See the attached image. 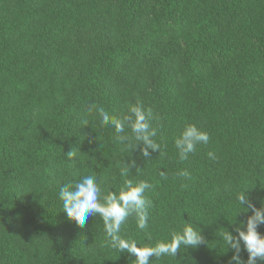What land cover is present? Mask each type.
Segmentation results:
<instances>
[{"label": "trees", "instance_id": "16d2710c", "mask_svg": "<svg viewBox=\"0 0 264 264\" xmlns=\"http://www.w3.org/2000/svg\"><path fill=\"white\" fill-rule=\"evenodd\" d=\"M137 101L164 157L130 150L115 139L130 129L85 111L116 120ZM187 124L210 139L181 161L174 139ZM85 176L102 194L125 179L153 186L147 227L129 217L119 231L138 247L185 223L205 240L150 264H235L221 233L252 215L236 195L264 206V0H0V264H134L107 245L99 216L82 230L62 211L61 186Z\"/></svg>", "mask_w": 264, "mask_h": 264}, {"label": "clouds", "instance_id": "9594fccd", "mask_svg": "<svg viewBox=\"0 0 264 264\" xmlns=\"http://www.w3.org/2000/svg\"><path fill=\"white\" fill-rule=\"evenodd\" d=\"M85 111L88 115L97 114L100 117L101 126L110 127L117 134L124 132L126 127L130 129V136L116 135L115 139L120 143L127 141L130 150H135L138 145L142 144L140 152L146 159L150 157L149 150L158 152L160 157L166 155L154 139L157 130L150 123L153 119L152 109H145L139 101L129 104L127 112L116 120H112L102 107L95 104L87 105ZM82 124L87 127L88 120L84 119ZM209 139V134L199 130L195 125H185L174 139L179 159L187 160L190 154L195 153L198 144H207ZM66 155L67 159L71 160L76 152L72 148ZM207 156L211 160L217 159L215 153L211 151L207 153ZM133 167H135L134 161L125 163L121 169V175L127 176ZM136 170L139 171V168ZM159 175L162 179H167L163 171ZM176 175L184 179L190 178L187 170H181ZM152 187L150 183L143 180L134 183L131 179H125L117 192L107 191L102 194L97 179L94 176H85L74 184L61 186L59 199L62 201V211L66 213L69 222H74L82 230L99 216L108 238L107 245L120 253L133 255L134 264H150V258L153 257L159 259L162 256H170L173 258L182 247L184 249L195 248L204 244L205 240L200 232L188 223H185L180 232L173 231L170 234V240L157 241L153 246L138 247L136 241L122 238L119 235L121 225L129 217L136 219L137 226L141 230L147 227L148 210L152 207V202L145 196V191ZM236 200L240 206H247L243 208L245 210L243 212L251 210L252 215L247 217L244 230L241 227L234 229L235 236L225 229L221 233L225 245L234 250L231 260L235 264H256L257 260L264 261V236L257 231V227L264 224V206L257 209L245 195V191L239 192ZM241 245L248 254L246 262L240 258Z\"/></svg>", "mask_w": 264, "mask_h": 264}]
</instances>
